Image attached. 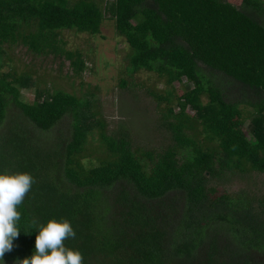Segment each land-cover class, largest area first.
Instances as JSON below:
<instances>
[{
	"label": "trees",
	"instance_id": "1",
	"mask_svg": "<svg viewBox=\"0 0 264 264\" xmlns=\"http://www.w3.org/2000/svg\"><path fill=\"white\" fill-rule=\"evenodd\" d=\"M107 15L130 47L131 81L155 73L165 85L146 89L168 135L159 148L136 146L129 128L110 135L96 90L41 89L33 70L4 69L23 44L81 76L88 57L62 34L101 33ZM91 120L107 155L94 166ZM0 171L35 181L6 264L31 255L33 223L52 218L72 222L65 244L83 264H264V194L223 186L264 174V0H0Z\"/></svg>",
	"mask_w": 264,
	"mask_h": 264
},
{
	"label": "rangeland",
	"instance_id": "2",
	"mask_svg": "<svg viewBox=\"0 0 264 264\" xmlns=\"http://www.w3.org/2000/svg\"><path fill=\"white\" fill-rule=\"evenodd\" d=\"M62 35L67 40L69 49H82L88 57L87 67L81 76L75 74L70 60L55 59L50 55L47 61H44V57H38L23 44L10 48L13 61L4 69L9 70L15 66L20 68V72L33 70L35 81L38 83V77L41 81L39 85L41 89H46L53 84L54 87L74 91L81 97L87 96L91 90H96L100 96L96 105V109L99 110L98 116L105 121L106 130L110 135L120 136L119 133L123 132V127L125 130L129 128L130 137L136 146L159 148L161 144L167 143L168 135L158 130L162 112L157 108V103L146 94L148 87L162 89L165 85L155 73L142 72L134 79L135 82L131 81L126 72L129 66L130 47L118 34L115 20L107 15L101 26V33L98 34L67 29ZM120 77H128L130 89L122 90ZM82 81L85 84L81 85ZM176 85L179 86L178 83ZM95 86H99L98 90ZM36 90L35 85L21 88L22 99L33 102L38 94ZM139 96L145 100L142 101ZM191 113H193L192 110ZM91 121L96 139L88 145L85 160L91 161L90 164L94 166L98 163V159L107 155L105 151H102L103 148L98 139L101 129L94 120ZM250 126L248 120L246 123L248 137L251 141H256ZM244 177L240 178L237 175L233 182H225L223 186H226L231 193L249 189L253 191V194H264V174H251Z\"/></svg>",
	"mask_w": 264,
	"mask_h": 264
},
{
	"label": "clouds",
	"instance_id": "3",
	"mask_svg": "<svg viewBox=\"0 0 264 264\" xmlns=\"http://www.w3.org/2000/svg\"><path fill=\"white\" fill-rule=\"evenodd\" d=\"M28 172L0 171V264H6L5 254L11 253L21 234V211L18 210L34 183ZM35 247L31 255L17 258L15 264H83V253L65 244L76 237L67 218H52L46 224H35ZM26 235L31 233L26 229Z\"/></svg>",
	"mask_w": 264,
	"mask_h": 264
}]
</instances>
